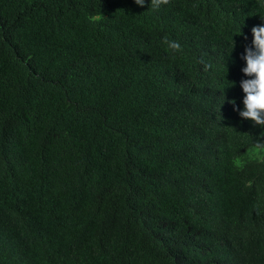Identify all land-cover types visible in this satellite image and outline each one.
<instances>
[{
	"label": "trees",
	"instance_id": "obj_1",
	"mask_svg": "<svg viewBox=\"0 0 264 264\" xmlns=\"http://www.w3.org/2000/svg\"><path fill=\"white\" fill-rule=\"evenodd\" d=\"M256 25L264 0H0V264H264Z\"/></svg>",
	"mask_w": 264,
	"mask_h": 264
},
{
	"label": "clouds",
	"instance_id": "obj_2",
	"mask_svg": "<svg viewBox=\"0 0 264 264\" xmlns=\"http://www.w3.org/2000/svg\"><path fill=\"white\" fill-rule=\"evenodd\" d=\"M134 2L139 6L145 4V0H134ZM170 3L171 0H150L153 9H159L162 5ZM93 19L98 20L99 17ZM251 31L253 35L252 46L246 47L242 55V59L246 61V67L242 68V72L250 78L240 82L245 95L243 97L244 109L239 111V115L264 127V25L253 26ZM238 34H242L241 30ZM162 43L167 46L166 51L169 53L174 54L182 51L181 44L176 40L164 37ZM208 67L210 65H205L206 69ZM232 103L235 104V101L233 100ZM254 153L259 162L264 163V142L258 140L255 143ZM246 186L251 187V182Z\"/></svg>",
	"mask_w": 264,
	"mask_h": 264
}]
</instances>
